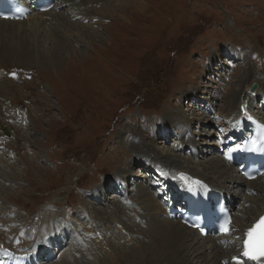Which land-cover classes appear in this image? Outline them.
Wrapping results in <instances>:
<instances>
[{
    "label": "rangeland",
    "instance_id": "rangeland-1",
    "mask_svg": "<svg viewBox=\"0 0 264 264\" xmlns=\"http://www.w3.org/2000/svg\"><path fill=\"white\" fill-rule=\"evenodd\" d=\"M100 9L103 25L85 36L75 34L79 43L64 44L56 57L48 47L41 58H27L21 49L24 40L2 37L9 48L1 59L0 80V248L14 234L11 226L23 225L15 246L28 250L22 246L32 245L37 228L45 223L51 229L44 252L55 250L60 257L71 250L72 264L129 261L122 251L103 249L116 251L132 243L123 244L116 236L122 216L118 212L127 207L125 189L137 196L143 184L154 187L157 176L150 163L164 161L156 147L164 145L190 163L209 162L210 156L217 161L223 100L243 72L261 81L256 106L264 101V0H104L98 13ZM178 108L200 151L190 149L187 133L180 136L172 126L158 124ZM148 120L157 121L156 126H140ZM139 138L155 141V146L148 144L150 152L134 148L132 142ZM248 193L258 201L260 193ZM252 196L243 194L240 205L258 204L250 205ZM161 198H155L156 205ZM83 247L92 255L76 252ZM53 261L45 254L38 259ZM132 261L141 264L138 258L130 257ZM187 264L199 261L189 258Z\"/></svg>",
    "mask_w": 264,
    "mask_h": 264
},
{
    "label": "bare ground",
    "instance_id": "bare-ground-1",
    "mask_svg": "<svg viewBox=\"0 0 264 264\" xmlns=\"http://www.w3.org/2000/svg\"><path fill=\"white\" fill-rule=\"evenodd\" d=\"M21 1L26 5L29 4L27 0ZM101 1L103 2L104 0H53L54 6L50 10L32 13L27 16L26 20L15 21L0 19V80L4 75V67L1 59L5 54V50L9 48L6 46V42L3 41L2 37L14 38L15 35H18L16 43L21 39L24 40V46H22L23 48L21 49H23V53L27 58H41L48 47H50L53 56L56 57L63 53L60 49H65L63 48L65 47L64 44L70 45L74 42L79 43L80 39H75V34L85 36V31L89 32L91 30H96L100 25H103L104 16L102 9H100V12L98 13V6ZM35 17L39 21L33 22L32 19ZM30 19L32 23L26 25L25 22ZM25 26L27 29H25ZM96 33L97 32L93 31V34ZM33 45H36V47H33ZM11 53H9V56H15ZM15 58L17 59L16 56ZM216 61V58L212 57L210 63L214 64ZM19 67L21 68L22 66ZM209 68H211V66ZM253 82L256 83V89L254 93L250 94L248 89ZM236 85L237 87L229 88V93L223 100V104L225 105L222 111V116L224 118L221 132L223 133L217 146H215L220 148V150H218V153H220V155H218L219 159L216 161L210 156L211 158L208 159L209 162L206 161L207 163H190L182 160L179 155L171 152L167 147H164V145L161 148L156 147L160 150V155L164 161L162 162V165L158 164L156 161L150 163L153 167L154 174L157 176L156 181L153 183L154 187L147 189L143 184L138 187V193L136 192L138 194L137 196H129L126 193L127 189H125L123 196L128 199L127 207L125 213L123 212L124 214L122 213V208H119L121 211L118 212V215L122 214V216H119V220L116 219L117 222L119 221L121 223L119 226L120 229L116 232V236L119 237L120 242L122 241L121 243L127 241H132V243H126V246H120L116 251H113L111 248L103 249V251L108 253L111 252L112 254H118L122 251L126 258L129 259V261L119 260L122 264H134L135 261L130 262V257L134 259L138 258V262L141 264H187L189 258H195L196 261H199V264H221L223 261H227V264H236L240 252L242 251L241 238L243 231L257 222L260 216L264 213V174L253 181H247L244 183V180L237 175L231 165L224 164L225 161H223L222 158L224 151L227 150L229 146L241 145L245 148L248 142L247 139L252 131L258 130L264 132V111L260 110L264 105V101H261L260 104L256 106V100H260V95L263 93L261 81L258 78L252 77L251 74L246 71L236 80ZM191 90H187L186 92H183V94L185 95ZM195 90L196 88L193 89L191 94L194 98H196ZM241 97L246 99H244L245 101L242 104L239 103ZM181 111V108H178V114L175 112L170 113L169 116L163 117V119L167 120L166 122L165 120H162L159 121L158 124H163L161 125L162 127L172 126L173 129L177 130V135L180 136L187 133V141L189 142V145H191L190 149L195 148L200 151L201 148H199V143L193 136H191L192 133L190 132L189 124H187L186 121H183V113ZM155 124H157V121L148 120L140 124V126L145 128ZM217 125V122L213 123V126ZM125 131L132 132V130L129 129H126ZM132 133L137 136L134 131ZM195 134L196 136H199L201 132ZM144 139L139 138L138 142L133 140L134 142L132 143L134 144V148L140 150L145 149L144 151L150 152L148 144L155 146V141L151 144ZM209 152L210 150L207 151V153ZM158 165H160V169L157 168ZM178 169L186 170L197 177H192L184 172L176 173ZM229 170H231L230 174L227 173ZM204 177L210 179V182L214 181L215 185L201 179ZM0 179H2L1 175ZM113 180L114 179L110 181L111 184H114ZM261 180H263V182H261ZM227 183H232V187L235 188V190L233 188L229 189ZM118 184H121V182H118ZM136 184L137 181L134 185ZM191 186H199L200 188L210 186L213 189L224 192L228 198L231 199L232 207L235 210V217L231 224V231L227 235L201 237L196 230L186 227L178 218L175 217L170 219L166 217L169 212V205L172 202L175 206H181L185 209L181 199L185 196ZM242 186L245 188L242 189ZM250 190H252V192L256 191L257 193H260L258 201L257 198L255 199L248 193ZM123 193H121L120 197H122ZM147 193H149V196ZM246 193L249 195H246ZM145 194L148 196V199L145 198L146 200H143ZM243 194H245V197L247 198H249L248 196H250V198L251 196L253 197L254 202L250 203V205L256 203V201L258 204H254L253 207L252 205L251 207H247L244 206L247 201H243L242 205H240L241 196ZM161 195H164V198H161L163 201H158L156 205L155 198L157 199V197ZM167 198L170 200L169 202H166ZM153 201L155 207L153 206ZM129 202H131V204H129ZM239 215H242V217H239ZM126 217H128L129 220ZM144 219L145 223L143 221ZM138 221H140L142 225L137 223ZM164 224H166V226ZM22 226L23 225L17 227L11 226L14 234L10 233V240L7 239L8 242H5L0 248V264H26L25 261H27V256L30 252L33 253L28 264H43L38 263V259L40 255L44 254L47 256V260L49 258L52 260L55 259V261H53L56 262L55 264H72L71 260L75 261L70 253L71 250L62 253V256L60 255V257H56V251H50V248L49 253L46 251L44 252V250L49 247V238H47L46 234L51 229L49 224L45 223L43 226L37 228V234L32 240V245L22 246L23 248H29L28 250L21 249V247L17 249L15 246V241H18L17 234L25 230ZM88 226L90 231L94 230L93 224L90 223ZM53 230L51 232H53ZM14 237L15 240L11 241ZM77 237L74 236L75 241L72 239L74 243L77 241ZM89 239L92 238L89 237ZM103 241L104 240L100 241L101 245H103ZM11 245L14 247H11ZM136 246L140 249L137 250L138 248H136ZM82 249L83 250L79 248L76 252L80 255L81 253L89 254L90 251L88 249H85V247ZM97 249L99 248H96V250ZM115 262L117 263V261ZM246 264L258 263L247 261Z\"/></svg>",
    "mask_w": 264,
    "mask_h": 264
},
{
    "label": "water",
    "instance_id": "water-1",
    "mask_svg": "<svg viewBox=\"0 0 264 264\" xmlns=\"http://www.w3.org/2000/svg\"><path fill=\"white\" fill-rule=\"evenodd\" d=\"M255 89H256V83L253 82L251 84L250 88L248 89V92L253 93L255 91Z\"/></svg>",
    "mask_w": 264,
    "mask_h": 264
},
{
    "label": "snow or ice",
    "instance_id": "snow-or-ice-1",
    "mask_svg": "<svg viewBox=\"0 0 264 264\" xmlns=\"http://www.w3.org/2000/svg\"><path fill=\"white\" fill-rule=\"evenodd\" d=\"M13 75H15V74L13 73ZM261 223H262V225H264V218H261ZM249 234L251 235V231H250ZM245 255H249V253L246 252ZM250 258H252V259H257L258 257H256V256H251Z\"/></svg>",
    "mask_w": 264,
    "mask_h": 264
}]
</instances>
